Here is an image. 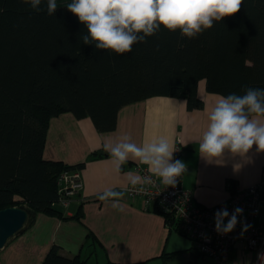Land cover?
<instances>
[{"label": "trees", "instance_id": "16d2710c", "mask_svg": "<svg viewBox=\"0 0 264 264\" xmlns=\"http://www.w3.org/2000/svg\"><path fill=\"white\" fill-rule=\"evenodd\" d=\"M71 2L57 0V11L48 16L21 0H0V209L28 208L33 218L24 229L38 213L80 220L81 206L71 216L56 207L57 177L109 156L102 148L74 165L44 159L52 117L69 112L88 117L97 131H111L122 106L150 97L184 98L188 110L201 108V80L207 92L225 97L243 95L245 87L264 89V0H242L238 12L191 39L161 25L122 55L83 44L86 26L67 9ZM148 210L178 230L171 212L156 202ZM99 244L89 232L82 248ZM41 264H87V259L51 245Z\"/></svg>", "mask_w": 264, "mask_h": 264}, {"label": "crops", "instance_id": "0c3cea01", "mask_svg": "<svg viewBox=\"0 0 264 264\" xmlns=\"http://www.w3.org/2000/svg\"><path fill=\"white\" fill-rule=\"evenodd\" d=\"M202 81L197 87L203 102L201 108L188 110L184 98L150 97L122 106L111 131H97L88 117L78 119L69 112L52 117L43 157L74 165L86 161L104 143L114 147L125 135L130 136L128 142L138 147L164 137L174 150H181L178 159L186 165L181 183L191 190L195 203L208 206L225 201L230 183L238 189L260 179L264 173V152L254 145L243 156L226 150L221 157L208 160L199 154L198 142L206 130L208 114L221 96L207 92ZM174 155L175 151L173 160ZM131 164L148 169L131 156L123 165L109 156L86 161L81 170V191L66 205L58 202V208L68 216L82 206L80 220L36 214L32 225L0 249V264H41L51 245L59 246L63 254L86 257L87 264L93 254V264H212L195 254L193 241L168 226L162 214L143 208L140 197L131 199L125 195L122 188L138 177ZM109 191L124 193L120 201L122 211L112 207L116 198L109 197L106 202L98 199ZM259 208L256 224L264 221V189ZM89 232L101 246L82 248ZM234 247L232 259L238 262L245 258L247 263L248 252L243 245L236 243Z\"/></svg>", "mask_w": 264, "mask_h": 264}, {"label": "clouds", "instance_id": "9594fccd", "mask_svg": "<svg viewBox=\"0 0 264 264\" xmlns=\"http://www.w3.org/2000/svg\"><path fill=\"white\" fill-rule=\"evenodd\" d=\"M21 2L38 13L46 10L48 16L58 9L57 0ZM45 3L46 9L41 7ZM241 3L242 0H72L66 7L86 26L87 31L80 37L83 44L122 55L131 52L133 44L146 42V38L159 31L161 25L170 31L179 28L182 36L195 38L203 29L211 28L213 21H221L238 12ZM140 33L143 35H138ZM242 91L243 95L219 96L208 114L206 130L198 142L202 157L219 158L226 150L243 156L254 145L264 152V89L245 87ZM129 140L130 136L125 135L114 147L104 143L103 148L120 165L127 163L131 156L134 161L148 166L151 175L134 178L131 181L134 188L141 179L145 184H153V176L164 185L174 186L186 171L183 161L173 160L175 150L166 138L160 137L141 147ZM145 191L144 187L138 190ZM123 196V192L109 191L98 199L106 202L109 197L116 198L112 207L122 211L120 201ZM242 211L237 207L230 215L227 208L218 210L214 214L215 230L219 234L232 232ZM247 227L250 226H244L243 230ZM258 259L264 264V253H259Z\"/></svg>", "mask_w": 264, "mask_h": 264}, {"label": "built area", "instance_id": "2783aa9c", "mask_svg": "<svg viewBox=\"0 0 264 264\" xmlns=\"http://www.w3.org/2000/svg\"><path fill=\"white\" fill-rule=\"evenodd\" d=\"M176 149L174 157L175 160H179L181 150ZM133 167L138 177L144 178L151 175L147 168L138 165H133ZM181 178L182 175L178 177L174 186H167L153 176V184H145L144 180L141 179L135 188L132 184H128L122 189L129 198L140 197L145 209L156 202L160 207L171 212L177 220L179 232L190 238L196 250L212 264H260L258 254L264 253V221L256 224L254 219L260 215L259 205L264 189V173L256 183L247 187L230 189L228 185L230 193L228 198L208 206L195 203L191 190L182 186ZM60 180H64V182L58 190V194L60 201L65 205L69 202L67 197H73L78 193L81 181L78 173H70L69 175L64 173ZM141 187L146 188V191L138 192ZM126 189L127 191H125ZM237 207L243 211L238 217L239 222L235 229L228 234H219L215 230L214 214L220 209L227 208L231 215ZM224 223H227V218ZM244 226L250 227L244 231ZM236 243H241L243 249L247 250V263L245 258L238 262L232 259V252Z\"/></svg>", "mask_w": 264, "mask_h": 264}, {"label": "water", "instance_id": "95a60500", "mask_svg": "<svg viewBox=\"0 0 264 264\" xmlns=\"http://www.w3.org/2000/svg\"><path fill=\"white\" fill-rule=\"evenodd\" d=\"M32 218V212L25 207L11 206L0 209V249L23 230Z\"/></svg>", "mask_w": 264, "mask_h": 264}, {"label": "bare ground", "instance_id": "6f19581e", "mask_svg": "<svg viewBox=\"0 0 264 264\" xmlns=\"http://www.w3.org/2000/svg\"><path fill=\"white\" fill-rule=\"evenodd\" d=\"M44 158V157H43ZM45 159V158H44ZM81 170H82V168H75V169H64V170H62L60 173H59V175H58V177H57V180H56V185H57V192H58V190L60 189V187L62 186V184H63V182H64V180L62 181V180H60V177H61V175L62 174H64V173H66V174H70V173H78V177H79V179H80V181H81V187H80V189H79V191H81V189L83 188V179H82V176H81ZM78 191V192H79ZM57 204V203H56ZM18 206H20V205H18ZM58 208V207H57ZM81 208H82V206H81ZM82 210V209H81Z\"/></svg>", "mask_w": 264, "mask_h": 264}, {"label": "rangeland", "instance_id": "374dc122", "mask_svg": "<svg viewBox=\"0 0 264 264\" xmlns=\"http://www.w3.org/2000/svg\"><path fill=\"white\" fill-rule=\"evenodd\" d=\"M202 83L204 84L203 81H202ZM128 184H131V183H128ZM128 184H127V185H128ZM125 186H126V185H125ZM71 198H73V197H72V196L67 197L68 200H70ZM137 198H138V196H135V197H133V198H131V199H137ZM58 202H61L60 199L57 201V204H56L57 206H56V207H59V204H60V203H58ZM61 203H62V202H61ZM63 204H64V203H63ZM66 204H67V203H66ZM66 204H65V205H66ZM60 207H61V206H60ZM58 209H60V208H58ZM60 210H61V209H60ZM49 216H50V215H49ZM55 217H56V216H55ZM59 219H61V218H59ZM172 229L175 230V231H177V232H179V231L176 230L175 228H172ZM180 235H181V234H180ZM184 236H185V235H184ZM186 237H187V236H186ZM12 239H13V238H12ZM12 239H11V240H12ZM8 242H9V241H8ZM194 246H195V245H194ZM97 253H98V252H97ZM100 256H101V254H98V257H100ZM99 261H100V259H99ZM94 262H95V258H94V254H93V255H92V260L90 261L89 264H93Z\"/></svg>", "mask_w": 264, "mask_h": 264}]
</instances>
